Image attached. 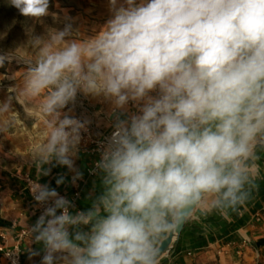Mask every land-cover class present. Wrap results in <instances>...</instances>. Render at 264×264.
Masks as SVG:
<instances>
[{
    "label": "clouds",
    "instance_id": "clouds-1",
    "mask_svg": "<svg viewBox=\"0 0 264 264\" xmlns=\"http://www.w3.org/2000/svg\"><path fill=\"white\" fill-rule=\"evenodd\" d=\"M7 2L25 17L49 15L50 0ZM109 4L111 18L91 37L69 23L30 37L31 52L0 55V65L13 55L27 65L16 99L28 117L38 109L44 118L29 154L37 175H48L52 161L73 169L87 122L60 110L78 92L114 110L143 102L139 114L117 119L97 163L104 190L89 210L73 215L55 189L31 185L48 204L29 231L43 242L42 264H161L164 241L197 213L246 206L260 175L264 0ZM11 112L9 97L0 117Z\"/></svg>",
    "mask_w": 264,
    "mask_h": 264
},
{
    "label": "crops",
    "instance_id": "crops-1",
    "mask_svg": "<svg viewBox=\"0 0 264 264\" xmlns=\"http://www.w3.org/2000/svg\"><path fill=\"white\" fill-rule=\"evenodd\" d=\"M55 1L61 2L62 16L68 18L73 30H79L83 36L91 37L112 16L109 0ZM120 3L123 0H118V5ZM74 20L78 21L77 24H73ZM14 83L15 93H0V103L11 97L13 111L0 117V125L6 123L4 131H0V235L6 236L8 246L20 244L24 253L23 264H42L45 255L43 242L35 241V234L29 232L38 217L32 207L26 177L68 196L79 188L81 197L70 211L75 215L78 211L89 210L102 194L104 173L100 171L88 177L93 158L77 151L73 169L52 161L43 166L49 170L48 175H37L29 154L42 139L44 118L38 109L35 116H27L24 106L16 99L18 89L23 86L21 75ZM116 110L117 114L112 103L103 97L78 92L75 101L60 111L86 121L93 128L94 136L100 138L113 130L117 119H127L135 114L130 105L125 110ZM259 155L260 175L246 206L230 211L228 215L197 213L196 218L185 223L178 243L162 257L161 264H264V152ZM61 178L63 182L58 184L57 180ZM57 214H60L59 210ZM89 227L81 226L83 231H88ZM23 230H27L28 234L21 237ZM69 231L71 233L74 229ZM0 264H8L2 253ZM54 264H63V261L57 260Z\"/></svg>",
    "mask_w": 264,
    "mask_h": 264
},
{
    "label": "rangeland",
    "instance_id": "rangeland-1",
    "mask_svg": "<svg viewBox=\"0 0 264 264\" xmlns=\"http://www.w3.org/2000/svg\"><path fill=\"white\" fill-rule=\"evenodd\" d=\"M60 4L61 2L50 0L49 15L36 20L21 15L7 0H0V55L15 54L23 47L25 51L31 52V49L27 48L30 37L46 38L49 29L62 30L69 21L62 16ZM77 22L74 20L73 24ZM26 68L27 65L14 55L10 61L5 59L0 65V93H15L16 77Z\"/></svg>",
    "mask_w": 264,
    "mask_h": 264
},
{
    "label": "built area",
    "instance_id": "built-area-1",
    "mask_svg": "<svg viewBox=\"0 0 264 264\" xmlns=\"http://www.w3.org/2000/svg\"><path fill=\"white\" fill-rule=\"evenodd\" d=\"M149 94L153 97H156L159 94V90L158 89L154 90L150 92ZM142 104L143 102H141L139 106H142ZM128 105L133 107V112L135 114H139V111H138L139 106H137L135 102L129 101ZM114 112L115 114H117L118 111L114 110ZM114 130L115 128H113V130L108 135H105L100 138L94 136L93 128L87 123H86V128L81 130V140L78 145V151H83L91 155L93 158L91 162V167H89L88 169V173H87L88 177L95 176L101 171L97 167V163L101 160V155H102L104 146L107 144ZM26 182H27L28 189H29L30 196H31L33 210L36 216L39 218L41 214L44 212L45 207L48 206V204L41 205L33 197V194L31 191V185L33 183H38V184L40 183L30 177H26ZM82 182H85V180H82ZM59 195L62 197H65L68 201H70V205H71L69 207V212H70L72 208L77 206L78 200L81 197V190L79 188H76L71 196H68L65 193H59ZM50 203L51 202H49V204ZM61 211L62 210H59V212ZM27 234H28V231L23 230L21 232V237H24ZM9 252H12V255H8ZM0 253H2V255L4 256L8 264H14V262L15 264H23V254L24 253H23V250L20 244L17 243L14 246H8L6 243V236L4 234L0 235Z\"/></svg>",
    "mask_w": 264,
    "mask_h": 264
},
{
    "label": "water",
    "instance_id": "water-1",
    "mask_svg": "<svg viewBox=\"0 0 264 264\" xmlns=\"http://www.w3.org/2000/svg\"><path fill=\"white\" fill-rule=\"evenodd\" d=\"M185 224L182 225V227L178 230L177 233L174 235L170 236L169 239L163 242V247L165 250V254L174 246L178 243L181 233L184 229Z\"/></svg>",
    "mask_w": 264,
    "mask_h": 264
}]
</instances>
